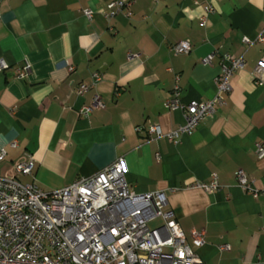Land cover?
Returning <instances> with one entry per match:
<instances>
[{"label": "crops", "instance_id": "0c3cea01", "mask_svg": "<svg viewBox=\"0 0 264 264\" xmlns=\"http://www.w3.org/2000/svg\"><path fill=\"white\" fill-rule=\"evenodd\" d=\"M258 36L264 0H0V60L8 65L0 72V176H17L14 165L32 157L33 176L17 178L48 192L124 157L129 187L165 194L204 264H264V156L256 151L264 148V86L252 77L264 56ZM181 40L188 53L171 49ZM224 54L243 57L244 66L230 91L216 95ZM82 84L88 89L78 95ZM96 95L104 108L84 114ZM212 98L213 117L191 134L168 141L146 131L158 125L166 134L184 123L168 100ZM239 170L252 191L238 182ZM214 176L218 188L205 191ZM193 230L204 232L203 244Z\"/></svg>", "mask_w": 264, "mask_h": 264}, {"label": "built area", "instance_id": "2783aa9c", "mask_svg": "<svg viewBox=\"0 0 264 264\" xmlns=\"http://www.w3.org/2000/svg\"><path fill=\"white\" fill-rule=\"evenodd\" d=\"M115 3L123 4L117 1L111 5ZM84 14L91 17L92 12L85 10ZM256 40L262 42L264 36ZM243 41L248 45L254 42L247 37ZM171 49L178 54L188 53L190 44L181 40ZM212 57L213 54L208 55L203 62L210 63ZM7 66L0 60V72ZM243 66V57L222 55L220 73L215 79L216 95L230 91L231 77ZM22 69L19 78L29 65ZM252 77L256 85L264 86V56L254 67ZM100 78L93 75L94 83ZM87 89L82 84L77 94L82 95ZM214 106L215 98L187 104L170 99L166 107L182 109L184 123L166 134L158 125H150L146 131L168 141L189 135L201 120L213 117ZM96 108H104L98 95L82 112L88 114ZM142 130L137 128L138 132ZM256 151L264 156L260 145H256ZM5 155L6 151L0 149V162ZM33 167L29 157L14 165L17 176H0V264H204L186 243L173 212L165 208V194L137 193L129 187L124 157H117L90 177L48 192L41 190L35 180L21 182L17 178L32 177ZM237 178L244 189L253 190L243 171L237 172ZM201 187L207 192L217 189L216 177ZM155 220L158 223L150 227L149 222ZM191 237L199 244L204 242L203 231L193 230ZM222 249H229V245Z\"/></svg>", "mask_w": 264, "mask_h": 264}, {"label": "rangeland", "instance_id": "374dc122", "mask_svg": "<svg viewBox=\"0 0 264 264\" xmlns=\"http://www.w3.org/2000/svg\"><path fill=\"white\" fill-rule=\"evenodd\" d=\"M157 223H158L157 220H155V221H150V222H149V226H150V227H154Z\"/></svg>", "mask_w": 264, "mask_h": 264}]
</instances>
